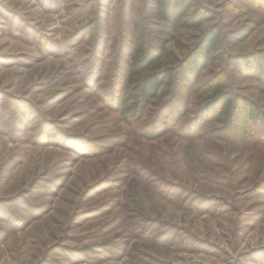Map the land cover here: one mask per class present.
<instances>
[{
	"label": "rangeland",
	"instance_id": "obj_1",
	"mask_svg": "<svg viewBox=\"0 0 264 264\" xmlns=\"http://www.w3.org/2000/svg\"><path fill=\"white\" fill-rule=\"evenodd\" d=\"M153 3L0 0V264H264L263 139L218 120L153 137L165 99L128 122L119 105L134 99L108 92L126 85L134 22L159 36ZM197 3L215 18L179 31L157 66L210 27L228 54L264 50V0ZM217 71L264 111V75L214 63L200 81Z\"/></svg>",
	"mask_w": 264,
	"mask_h": 264
},
{
	"label": "trees",
	"instance_id": "obj_2",
	"mask_svg": "<svg viewBox=\"0 0 264 264\" xmlns=\"http://www.w3.org/2000/svg\"><path fill=\"white\" fill-rule=\"evenodd\" d=\"M198 0H154L150 12L160 18L156 22L159 36L153 43L144 39L139 21L131 27L132 48L128 47L130 58H127L123 74L126 85L112 83L110 93L122 89V97L134 99L130 104L119 102V112L125 115L128 122L141 117L155 100L165 99L158 109L160 115L153 120L150 132L157 137L169 129L189 128V133L197 134L207 122L218 120L223 123L230 135L242 136L241 140L263 139L264 111L248 98L235 93L229 84V76L223 71L213 72L201 80L204 71L214 63H223L233 71H246L251 74L264 75V50L241 55L228 54L223 49L221 35L214 27L207 28L196 39L193 46L180 58L170 64L157 66L167 55L165 45L174 39L182 29L196 28L206 21L215 18V13L197 3ZM143 26V25H142ZM248 23H243L229 32L232 43H237L251 33ZM122 78V80H123ZM191 93L199 100L193 115L189 116ZM129 106V107H126ZM172 110V112H169ZM262 125L261 130L256 127ZM251 126L252 132L245 130ZM247 128V127H246ZM219 128L208 129L211 134ZM247 131V132H246ZM197 132V133H196Z\"/></svg>",
	"mask_w": 264,
	"mask_h": 264
}]
</instances>
